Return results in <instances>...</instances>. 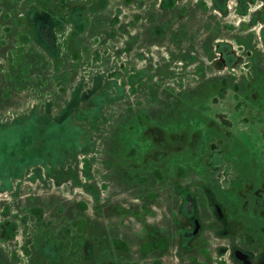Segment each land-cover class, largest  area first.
<instances>
[{
    "label": "rangeland",
    "instance_id": "rangeland-1",
    "mask_svg": "<svg viewBox=\"0 0 264 264\" xmlns=\"http://www.w3.org/2000/svg\"><path fill=\"white\" fill-rule=\"evenodd\" d=\"M262 151L264 0H0V264H264Z\"/></svg>",
    "mask_w": 264,
    "mask_h": 264
},
{
    "label": "crops",
    "instance_id": "crops-1",
    "mask_svg": "<svg viewBox=\"0 0 264 264\" xmlns=\"http://www.w3.org/2000/svg\"><path fill=\"white\" fill-rule=\"evenodd\" d=\"M263 150V149H262ZM264 151H262V155H258L259 156V160L262 161V164L264 163V154H263Z\"/></svg>",
    "mask_w": 264,
    "mask_h": 264
},
{
    "label": "flooded vegetation",
    "instance_id": "flooded-vegetation-1",
    "mask_svg": "<svg viewBox=\"0 0 264 264\" xmlns=\"http://www.w3.org/2000/svg\"><path fill=\"white\" fill-rule=\"evenodd\" d=\"M261 29V28H260ZM236 57H238L237 55H235ZM239 58V57H238Z\"/></svg>",
    "mask_w": 264,
    "mask_h": 264
}]
</instances>
